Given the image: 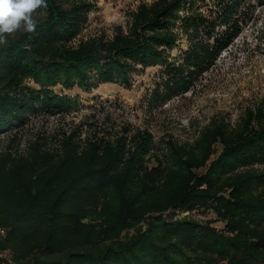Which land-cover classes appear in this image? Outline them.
Returning <instances> with one entry per match:
<instances>
[{"label":"trees","instance_id":"16d2710c","mask_svg":"<svg viewBox=\"0 0 264 264\" xmlns=\"http://www.w3.org/2000/svg\"><path fill=\"white\" fill-rule=\"evenodd\" d=\"M203 1L140 3L126 31L118 28L110 40L89 38L71 47L68 42L87 20L91 2L46 0L47 9L36 13L35 32H18L0 45V133L21 120L35 100L71 106L72 99L48 88L57 82L87 88L93 78L129 86L132 71L164 64L176 77L172 91L186 88L242 32L255 8L253 0H211L204 14L196 6ZM177 19L189 45L182 61L173 64L167 59L178 45ZM27 78L40 88L33 89ZM199 136L193 146L168 142L166 160L150 168L145 156L151 134L139 130L130 138L90 142L82 151L65 143L59 158L36 152L26 160L0 152V226L7 229L0 249L10 255L0 264H259L264 191L256 188L264 172L232 170L264 163V108L247 109L233 129L212 120ZM214 144L220 151L206 167L217 152ZM208 202L238 234L153 215L145 230L116 239L147 212Z\"/></svg>","mask_w":264,"mask_h":264},{"label":"rangeland","instance_id":"374dc122","mask_svg":"<svg viewBox=\"0 0 264 264\" xmlns=\"http://www.w3.org/2000/svg\"><path fill=\"white\" fill-rule=\"evenodd\" d=\"M89 1L92 7L87 20L68 42L71 47L89 38L112 39L118 28L127 30L130 14L140 3L149 5L156 0ZM203 2L205 4L196 3V6L199 4L200 11L209 14L211 9L207 6L213 2ZM252 2L255 3L254 12L243 23L242 32L221 49L214 62L197 74L186 88L176 93L172 91L171 79L176 77L165 71L164 64L132 71L129 86L114 81L98 82L93 78L87 88L76 82L70 87L57 82L48 88L66 95L73 104L47 106L35 100L31 108L23 111L21 120H15L8 130L0 133V152L26 160L36 152L59 158L64 154L65 143L72 142L82 151L90 142L115 141L139 130L151 134L150 154L145 156V164L150 168L166 160L168 142L193 146L201 130L210 126L212 120H222L230 129L235 128L247 109L264 108V0ZM179 13L183 15L184 11ZM173 30L178 35V45L170 50L167 61L177 64L183 59L189 37L180 19ZM25 81L33 89L40 88L32 78ZM214 147L217 152L211 153L206 167L220 151V145L214 144ZM206 167L199 170L205 171ZM247 169L264 172V163L240 165L232 173ZM256 190L264 191V182ZM212 205L208 202L192 207H171L162 213L147 212L140 222L122 230L116 239L125 241L136 231L145 230L153 215H161L166 220H191L225 235L238 234V229H229ZM82 221L86 222L87 218ZM248 225L255 226L254 223ZM261 227H264V220ZM3 251L10 259L8 250ZM259 264H264V260Z\"/></svg>","mask_w":264,"mask_h":264},{"label":"clouds","instance_id":"9594fccd","mask_svg":"<svg viewBox=\"0 0 264 264\" xmlns=\"http://www.w3.org/2000/svg\"><path fill=\"white\" fill-rule=\"evenodd\" d=\"M47 7L46 0H0V45L18 32H35L36 13Z\"/></svg>","mask_w":264,"mask_h":264},{"label":"built area","instance_id":"2783aa9c","mask_svg":"<svg viewBox=\"0 0 264 264\" xmlns=\"http://www.w3.org/2000/svg\"><path fill=\"white\" fill-rule=\"evenodd\" d=\"M6 234H7V229L3 226H0V243L5 239L6 237ZM3 250L0 249V262L2 259L6 258V254L4 253L3 254Z\"/></svg>","mask_w":264,"mask_h":264}]
</instances>
